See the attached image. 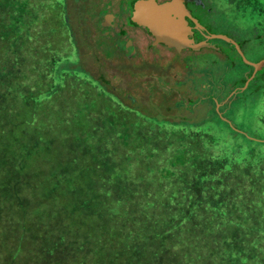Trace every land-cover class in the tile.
Instances as JSON below:
<instances>
[{
    "label": "rangeland",
    "instance_id": "1",
    "mask_svg": "<svg viewBox=\"0 0 264 264\" xmlns=\"http://www.w3.org/2000/svg\"><path fill=\"white\" fill-rule=\"evenodd\" d=\"M122 4V0H0V99L10 108L17 105L7 115L19 119L14 125H8L6 118L0 121V129L7 125L9 132L15 130L10 139L1 136L10 141L3 147L11 144L12 151L0 161V169L3 164L10 168L9 179L15 184L17 170L12 166L16 159L28 165L30 188L43 196L42 209L33 215L45 221L46 207L49 217L61 214V218H51V224L69 239L74 232L67 231L69 223L75 228L89 227L83 199L98 193L105 197L106 216L124 214L123 220L143 209L154 220L179 225L182 236L171 235L166 228L169 237L165 233L151 237V247L169 248L174 256L171 264H264V74L254 77V68L251 72L226 44L220 43L219 54L209 50L196 54L180 46L170 50L139 30L129 31L137 49L131 57L132 52L121 50L118 37L100 33L101 13L109 5L119 11ZM212 4L217 28L240 30L243 57L254 62L263 56L264 0H212ZM69 40L77 45V54L71 52ZM66 59L79 69L57 72ZM29 73L30 80H26ZM239 75L240 93L232 94ZM243 75L248 77L244 82ZM98 80L110 85L114 94L98 91ZM26 94L53 97L30 109L22 103ZM115 94L122 98L125 94L130 104L125 99L123 106L115 104L108 98ZM98 111L111 113L110 117ZM33 112L38 120L26 123L25 114ZM57 114L62 121L52 122ZM125 114L133 118L128 120ZM97 120L98 130L108 127L103 135L94 133ZM81 129L91 134V142ZM109 130L129 134L124 140L107 141L111 160L108 169L98 173L92 164ZM23 148L27 151L22 152ZM121 179L127 181L123 187ZM7 187L8 200L0 195V264H15L3 240L9 246L18 241L14 230L19 217L13 206L4 207L15 198L13 194L27 189L12 193ZM54 190L56 195H49ZM99 202L91 199L90 207H102ZM119 223L106 220L104 226L108 233L117 232L122 229ZM131 223L138 230L144 228L141 218ZM32 244L36 247L38 241ZM96 246L93 261L92 255L80 250L75 255H59L60 262L170 264L159 259L163 256L158 253L145 261L129 251L112 255L100 243ZM21 252L17 254L24 258L20 264H46L35 248ZM212 254L221 255L211 260Z\"/></svg>",
    "mask_w": 264,
    "mask_h": 264
},
{
    "label": "trees",
    "instance_id": "2",
    "mask_svg": "<svg viewBox=\"0 0 264 264\" xmlns=\"http://www.w3.org/2000/svg\"><path fill=\"white\" fill-rule=\"evenodd\" d=\"M64 22H65V19H64V15H63V22H62L63 25H64ZM64 29L67 30L66 34L71 33L70 29H68L67 27H65ZM67 44H68V39L64 43V46L67 47ZM69 45H72V47H73V49H71V52L73 53V55L77 54L78 53V47L74 43V41L69 40ZM67 51H70V50L68 49ZM67 61H72V60L66 59V62H62L59 65V67H57V72H60L62 70L74 71V69H79V68H76V66H77L76 64H75L76 66H73V65L69 64ZM26 80H30V73L28 75H26ZM29 84H30V82H29ZM98 85H99L98 91H100V92L103 91L105 94H114V90L110 87V85L106 84L105 82L98 80ZM107 88L111 89L112 91H108ZM48 91L51 92V90H48ZM50 95L51 94H46V95L38 98L39 94H26V98H25V100H23L22 103H25V106L29 107L30 109H33V107H38V106H36V104L39 103V101L44 100V98H46V97L47 98L53 97V95H51V96ZM108 98L112 99L115 102V104H117V105L123 106L124 105V103L122 101L123 99H125L130 104V98L126 97L125 94H123V98L121 95L119 96L117 94L112 95V96L109 95ZM1 99H0V121H2V119L4 120V118H6L8 121V125H14V124L19 123V119H17L16 117H13V115H7V113H12L13 112L12 108H16L17 105L10 108L9 106L5 105L4 99H2V100ZM130 109L134 110L131 105H130ZM100 111H98L100 116L101 115H104V116L108 115V117H110L109 114H111V113H106L105 111L100 112ZM120 112H122V111H120ZM58 116L59 115L57 114V116H55V118L53 117L51 119V121L52 122L62 121L60 119V117H58ZM114 116H117V114H115ZM125 116H127L128 120H131V118H133L130 115L125 114ZM98 118H99V116H98ZM37 120H38V116L34 112L31 114L26 113L24 116V121L26 123L34 122ZM98 121H100V120H97L93 125V129L95 130L94 133L98 134V135H103L105 132L104 131L105 129H106V131H108V127H107V125H105V126H103V128L101 130L100 129L98 130V127H97ZM81 122H82V120L80 117V123ZM128 124H130V123H128ZM19 129H21V128H18V130ZM11 130L12 129H10V131ZM31 131H32V129H30V133H31ZM77 131L79 132V126L77 127ZM109 131L110 132H109V135L107 137L104 135V137H106V139H105L106 144L100 145L98 147V149H100V152L97 151V155L94 157L95 160L92 164V166H94V168L96 169V171H98V173H100L101 170L102 171L107 170L109 167V160H111L110 158H108V152L106 150L107 143H108L107 141L111 140V139L124 140L127 138L128 134H129V131H126L125 136L122 135V132L119 130H115V132L111 131V130H109ZM13 132H15V130L9 132V127L7 125L4 129H0V153H1L0 156H2L0 158V161H2V162H3L4 158H6L5 155L9 151H12L11 144H10V146L8 145V147H3L5 142H10V141L5 140V138L3 139V137L8 136L10 139L11 137H13ZM80 132H82V129L80 130ZM62 133L65 136L68 135L66 130H64ZM134 134H136V132H134ZM20 135L22 136L23 134L20 132ZM81 135H85L86 141H88V142L92 141V138L90 137L91 134H89V132H87V134H86V132L83 131L81 133ZM1 136H3V137H1ZM14 138H16V137H14ZM26 149L27 148H25V149L23 148L22 152H24V150L27 151ZM13 154H15V153L13 152ZM15 157H17V154H15ZM18 159L19 160L23 159V157L20 156V157H18ZM80 160H82L85 163L88 161V158H82ZM2 167L3 168L0 169L1 170V172H0V187L3 186V184H4V186L2 187L4 189V191L0 192V195L4 198L5 201H7L8 197H9V192H8V187H7L8 184L10 186V189H12L11 190L12 193H14L17 189H19L21 191L20 188H22V189L26 188L27 189V190H24L25 192L22 194H20V191H19L20 195L13 194L15 196V198L11 197V199H10L11 202L8 203V207L7 206L4 207L7 209V208H11V206H13L16 216L18 215V217H19V220H18L19 223H17V230H14L15 236L16 235L19 236L18 241L15 242L14 245L12 243V245L9 246L8 243L5 242V240H3V243L5 245V249H6L5 252L6 253L11 252V254H10L11 257L9 256L8 258L12 259L15 264H20V261L24 259L23 257H19L17 255L18 253L20 254V253H22L21 251H28L32 248H35L37 250V252L41 253L46 264H49V263L50 264H61L60 259H59V255H63V254L75 255L80 250L87 251L88 254L92 255L91 260L93 261L94 257L96 258V256H94V254L96 253V248H97L96 245L98 243H100L101 249L105 248V251L107 250L108 254L114 255V254H116V251H120V252L129 251L133 254V256L142 257V258H144L145 261H149V259L156 257V255L158 253L159 256H163V257H159V259L162 258L161 260H166L171 264V260L173 259L174 256H171L169 254V248L151 247V245H152L151 237L153 235L158 236V235L165 233L164 231L166 228L172 231L171 235H176L178 233L179 236H182V234H181L182 231L180 230L179 225H177V224H169L168 225V224L163 223L159 220H154L153 217H151L150 215H147L145 213L146 211L143 209H137V210L132 211L130 214L126 215V218L123 220H122V217L125 216L124 214H118V215H114V216H106V213L104 211L105 197L103 194L97 193L95 195H92V197L83 199V205L85 204L84 208H86V211L84 213L91 218L93 217L92 219H89L87 216H85V218L88 219V221H89V227L85 228V227L79 226V228H78V226H77L75 228L71 225V223H69L70 228L68 227L67 231H69V232L74 231L73 236L71 238L72 240H71V239L67 238L64 234L59 233L58 231H55V226L53 224H51V221H52L51 218H53V219L61 218V214H57L56 216L49 217L46 214V213H48V211L46 209H49V208L46 207V209H44L45 221H43V222L41 220L37 221L40 217L38 215H33L32 212L39 208V203L41 202V200H43V196L40 197L38 192L36 193V191H34L33 188H30V187H32V183H30V180L28 178L29 173H27V171L25 170V169H28V165L23 163V160H20V163H18L17 159H16L15 164L12 166L13 168H15L17 170L14 173L15 184L13 181H11L9 179V176L11 174L13 175L10 168H6L4 164L2 165ZM112 167H114V166H112ZM103 177H104V178H102L103 184H107L109 182L108 179L105 176H103ZM97 179H99V178H97ZM92 180H95V179H92ZM92 180H90V183ZM126 182H127L126 180L121 179L120 187L121 186L123 187V184ZM11 184H13L14 186ZM82 184H83V182H82ZM84 187H85V189H88V186H84ZM80 188H81V185L79 184V189ZM29 189H32V190H29ZM53 193L55 194V190L52 193H50L49 195L53 196L52 195ZM117 196H118V192L115 193V197H117ZM91 199H95V200L100 201L99 204L102 207H99V208L94 207V209H92L90 207V204H89ZM120 207H122V206H120ZM39 209H42V208H39ZM61 211H63V210H61ZM61 211H57V212L60 213ZM5 214H6V212H5ZM5 214H3L2 217H5ZM31 214L33 216L31 217V220H30ZM7 217L10 221H12L14 219L13 216H7ZM136 217L143 219L144 228L138 230L132 225L131 221L136 219ZM114 219H116L120 222L118 224V226H120L122 229H120L117 232L108 233L106 230V227L104 226V221L114 220ZM59 220H61V219H59ZM101 220H103V221L100 222ZM92 221H94V223H91ZM65 225H67V221L65 222ZM160 227H163V229L162 228L159 229ZM51 228H54V232L51 231ZM165 236H167L166 233H165ZM167 237H169V236H167ZM35 240L38 241V244L36 247L33 246V244H32V242ZM173 241H175V239L173 237H171V243ZM27 242L30 244V246L26 245ZM64 242H68V244H70V246L68 244H65ZM29 247H30V249H29ZM98 248L100 249V247H98ZM134 252H135V254H134ZM242 254H243V252H242ZM242 254H240V256ZM217 255H221V254H212V255H210V259L211 260L215 259ZM0 256L2 257L1 252H0ZM17 257H19V259ZM16 259H18V260H16ZM246 260L247 259L245 258L244 261L246 262ZM95 262H96V264H100L97 260ZM204 263H208V261L206 260ZM32 264H34V263H32ZM116 264H119V263H116ZM147 264H151V263L148 262Z\"/></svg>",
    "mask_w": 264,
    "mask_h": 264
},
{
    "label": "flooded vegetation",
    "instance_id": "3",
    "mask_svg": "<svg viewBox=\"0 0 264 264\" xmlns=\"http://www.w3.org/2000/svg\"><path fill=\"white\" fill-rule=\"evenodd\" d=\"M143 1L146 0H122L123 6L119 11H112V7L109 5V7L100 15L99 23L101 27V35L107 38H111L112 36L115 38L118 37V39L121 40V50L125 53L132 52L133 54L131 57L136 56L135 53H137V49L133 45V42L129 40V31L139 30L152 37L147 27L137 24L134 19L136 15L135 5L142 3ZM156 8L163 11L178 10L182 15L187 28V38L192 42L191 44L185 45L183 51L188 50L199 54L204 50H209L219 54L221 52L220 43H222L228 45L232 51L236 53L239 61L242 58L240 56V51L242 52L240 48V30H237L236 32L232 27L219 29L214 25L215 22L213 15L215 11L213 10L212 0H156ZM113 31L115 32L114 35L111 34ZM216 35H224L229 38L230 41L216 37ZM231 41L235 42L237 48ZM202 43H205L206 45H202ZM197 44L200 45L198 49L194 47V45ZM262 58H264V54L254 62H257ZM242 62L244 63V61ZM245 64L252 72L253 66L247 63ZM256 74H264V67L258 69L254 74V77ZM249 75L250 74L247 76ZM244 77L245 75H243L242 78L243 82L248 78ZM196 86L198 87V85ZM202 87L203 85L200 84L199 88L201 89ZM192 92L196 93V90L193 89ZM230 92H232V94L240 93V75L239 82L232 87Z\"/></svg>",
    "mask_w": 264,
    "mask_h": 264
},
{
    "label": "water",
    "instance_id": "4",
    "mask_svg": "<svg viewBox=\"0 0 264 264\" xmlns=\"http://www.w3.org/2000/svg\"><path fill=\"white\" fill-rule=\"evenodd\" d=\"M135 13V22L147 27L149 33L152 35L156 43L166 45L170 50H172L173 46H180V49L183 50L185 45L192 43L187 38L186 24L178 10L163 11L156 8V0H146L135 5ZM216 37L230 41L229 38L224 35H216ZM231 42L237 48L235 42ZM202 45L206 44L202 43ZM194 47L198 49L200 45L197 44L194 45ZM240 56L245 63L253 66L254 72L261 67H264V58L258 62H250L243 57L241 51Z\"/></svg>",
    "mask_w": 264,
    "mask_h": 264
}]
</instances>
